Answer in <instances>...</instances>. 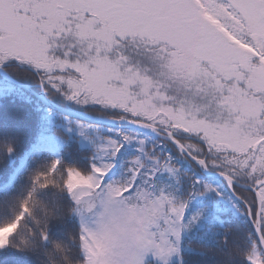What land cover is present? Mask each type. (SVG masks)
Listing matches in <instances>:
<instances>
[{
    "label": "rangeland",
    "instance_id": "rangeland-1",
    "mask_svg": "<svg viewBox=\"0 0 264 264\" xmlns=\"http://www.w3.org/2000/svg\"><path fill=\"white\" fill-rule=\"evenodd\" d=\"M1 64L47 74L45 89L64 108L138 117L176 134L191 155L206 158L210 172L246 186L264 182V0H0ZM25 70L11 72L28 84ZM27 94L0 87V99L14 95L42 111ZM50 119L98 163L85 164L88 173L68 171L66 183L81 226L82 264H183L182 221L191 197L226 208L244 262L264 264L253 225L255 193L231 189L219 178L237 200L226 202L207 182L212 178H199L174 146L53 112ZM47 140L42 149L53 150ZM121 141L137 146L155 172L163 167L177 178L182 188L176 198L147 190L132 195V187L104 184L107 160L116 157ZM258 192L264 236V185ZM3 244L0 231V249Z\"/></svg>",
    "mask_w": 264,
    "mask_h": 264
},
{
    "label": "trees",
    "instance_id": "trees-1",
    "mask_svg": "<svg viewBox=\"0 0 264 264\" xmlns=\"http://www.w3.org/2000/svg\"><path fill=\"white\" fill-rule=\"evenodd\" d=\"M29 74V83H38L37 77ZM0 87L18 89L1 76ZM27 95L42 105L43 110L28 108L14 95L0 99V158L4 160L0 166V231L4 232L0 264H82L85 259L81 227L74 216L75 207L66 183L68 171L88 173L85 164L98 167V163L91 161V151L82 149L77 141L69 142L61 130L52 125L51 109ZM23 108L29 113L27 116ZM4 114L11 117V129L5 128L2 122ZM46 137L53 150L42 149ZM153 139L173 147L166 141ZM120 144L116 157L107 160L110 167L103 177L104 184L132 187V195L137 190H147L156 197H177L178 188L182 187L176 177L163 173V167L155 172L156 168L145 161L137 146L123 145V141ZM174 150L199 178L205 179L196 165L187 161L176 148ZM7 159L14 161L11 164ZM138 160L141 162L136 164ZM206 180L221 199L236 203L221 180ZM233 219L226 208L206 198L191 197L182 221L183 264H242L243 247L233 235L236 233L229 229Z\"/></svg>",
    "mask_w": 264,
    "mask_h": 264
},
{
    "label": "water",
    "instance_id": "water-1",
    "mask_svg": "<svg viewBox=\"0 0 264 264\" xmlns=\"http://www.w3.org/2000/svg\"><path fill=\"white\" fill-rule=\"evenodd\" d=\"M0 75L4 77L5 80H7L9 83L16 85L17 87L26 90L30 93H32L37 99H39L44 105L48 106L49 108L53 109L54 111L66 115L68 117L88 122L91 124H96V125H102V126H107V127H122V128H128L131 130H136L145 134H149L158 138H162L170 143H172L179 151L184 153L192 162L197 164L198 166H201L203 173L208 177V178H220L224 180L226 183H228V186L231 187V182H234L232 179H230L228 176L223 175L221 173H213L210 172L206 160H201L193 157L189 151L182 145L177 137L173 135L171 132L155 128L149 124L143 123V122H138V121H130V120H124V119H110V118H100L96 117L93 115H90L85 112L77 111L74 109H67L62 106H59L58 104L54 103L51 101L45 91L42 88V91L40 93L35 92L30 85L21 83L17 80H15L11 75L2 67L0 66ZM243 189L250 190L253 193L256 194L257 199H258V212H257V222L254 224L255 232L257 235V238L259 240L261 248H263L264 251V237L262 235L261 231V213H262V200L258 192V187L257 188H252L249 186H244V185H237ZM241 203L246 205L241 199ZM249 209V208H248ZM250 219L251 217V212H250Z\"/></svg>",
    "mask_w": 264,
    "mask_h": 264
}]
</instances>
